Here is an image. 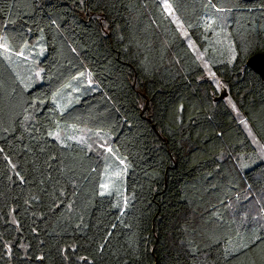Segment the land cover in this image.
I'll list each match as a JSON object with an SVG mask.
<instances>
[{"label": "trees", "instance_id": "trees-1", "mask_svg": "<svg viewBox=\"0 0 264 264\" xmlns=\"http://www.w3.org/2000/svg\"><path fill=\"white\" fill-rule=\"evenodd\" d=\"M168 1L171 16L161 0H0L11 52L46 49L39 84L0 50V264H264V218L243 213L256 197L264 213V160L198 56L264 144L246 64L264 52V0ZM83 72L95 87L59 110ZM69 125L113 135L125 195H100L87 145L48 135Z\"/></svg>", "mask_w": 264, "mask_h": 264}, {"label": "rangeland", "instance_id": "rangeland-1", "mask_svg": "<svg viewBox=\"0 0 264 264\" xmlns=\"http://www.w3.org/2000/svg\"><path fill=\"white\" fill-rule=\"evenodd\" d=\"M165 4V0H161ZM169 3V1L167 0ZM221 21L226 26V19L224 15H221ZM184 36V29H181ZM223 34L227 33L226 28L223 27L222 29ZM36 47V48H35ZM3 53L4 57H9L7 60L14 64L19 70H21L22 74H29L30 80L27 82L28 84H39L43 80V69L39 65L40 59L46 53L45 47L42 46L40 40L37 41L36 45H28L23 50L24 55L18 56L16 53L5 52L3 49H0ZM232 52V48L230 50ZM200 60L203 62V66L205 69V74L207 77L212 79L217 87V94L216 96L220 97V99L224 98L228 105L231 107L237 119L245 128L251 139L253 140L254 144L257 147V151L259 156L264 160V144L260 141L251 124L247 121L244 117L242 112L236 106V104L231 100L228 94V87L226 83L215 74V76L209 75V72L215 73L212 65L209 61L206 60L205 55L202 53H198ZM25 85L28 84L24 81ZM94 88L95 82L94 79L91 77L89 72H83L78 74L71 84H69L65 89L62 91H58L52 98L53 103L57 105L58 109L61 111L66 110L72 104L78 101L79 95L82 93V89L84 88ZM70 127L65 129H59L61 132V139L59 140L62 143H66L68 140H76L78 142L84 143L85 145L90 148L91 151L97 153L105 162V169L102 176V184H108L110 187L108 190H104L101 188V191H110L111 194L117 197H121V195H125V180L127 174V167L128 163L124 156L120 155L114 146V138L110 132L99 131V130H92L87 127H79L74 125H69ZM111 149V152L108 151ZM123 161V163H121ZM119 173V175H117ZM254 192V191H252ZM248 193V192H245ZM264 203V195L258 193ZM106 195V194H105ZM124 198V197H123ZM259 197H256L251 201L250 206L246 209L243 213L246 215V220H251V218L255 219L256 222L263 220L264 213H263V204L258 205ZM245 221V220H244Z\"/></svg>", "mask_w": 264, "mask_h": 264}, {"label": "snow or ice", "instance_id": "snow-or-ice-1", "mask_svg": "<svg viewBox=\"0 0 264 264\" xmlns=\"http://www.w3.org/2000/svg\"><path fill=\"white\" fill-rule=\"evenodd\" d=\"M165 10L169 13V15H173L175 9L173 8L172 4L168 3L167 0H165V4H164ZM178 23V26H180L182 28V24L179 23L178 18L176 19V21ZM185 35H187V33H184ZM7 37L6 36H0V49H3L5 52H10L11 49L9 47V45L6 43ZM231 47V46H230ZM16 55L18 56H23L24 53L23 51H19L16 53ZM9 58V57H6ZM233 58H235V53L233 51ZM209 75L211 76H215V73L209 72ZM25 87H27V85H25ZM217 87H219V84L217 85ZM28 117H25V119H27ZM7 130V129H6ZM48 135L53 137L56 140H60L61 139V132L59 130H55V131H50L48 132ZM4 150L2 148H0V152H3ZM108 151L111 152V149H108ZM7 159V157H6ZM121 163H123V161H121ZM13 168H15V165H13ZM17 175L19 176L20 174L17 172ZM117 175H119V173H117ZM21 180H23V177H21ZM102 189L104 190H108L109 189V185L108 184H102L100 186ZM105 194H111L110 191L106 192V191H101L100 195H105ZM257 239H259V237H257ZM243 247V246H242ZM10 248V246H9ZM103 250V245H101V251ZM40 259H43V257H41Z\"/></svg>", "mask_w": 264, "mask_h": 264}, {"label": "water", "instance_id": "water-1", "mask_svg": "<svg viewBox=\"0 0 264 264\" xmlns=\"http://www.w3.org/2000/svg\"><path fill=\"white\" fill-rule=\"evenodd\" d=\"M246 1H252V0H246ZM247 66L250 67L252 70L257 72L264 83V52L258 51L251 55L247 59Z\"/></svg>", "mask_w": 264, "mask_h": 264}]
</instances>
